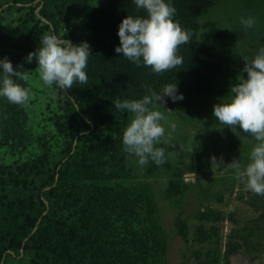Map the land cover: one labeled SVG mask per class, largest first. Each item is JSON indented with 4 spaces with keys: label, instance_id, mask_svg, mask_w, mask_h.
I'll return each mask as SVG.
<instances>
[{
    "label": "trees",
    "instance_id": "16d2710c",
    "mask_svg": "<svg viewBox=\"0 0 264 264\" xmlns=\"http://www.w3.org/2000/svg\"><path fill=\"white\" fill-rule=\"evenodd\" d=\"M89 1L0 0V59L7 57L22 73L37 66L35 59L25 58L40 47L41 36H63L60 28ZM220 1L166 0L190 39L177 52L183 64L159 74L114 51L122 19L146 15L134 0H105L63 36L90 45L88 82L67 91L57 87L66 114L56 127L67 139L57 161L51 164L43 153L13 172H0V264L21 255H29L32 264H155L163 250L160 240L134 227L144 213L155 210L151 195L144 188L130 193L109 183L125 171L122 131L131 117L117 110L114 101L141 99L149 88L159 93L167 84L176 83L179 94L198 85L192 76L198 53L216 50L224 57L232 43L226 29L198 21ZM234 65L243 67L239 57ZM16 82L26 88L25 81ZM97 128L104 132L86 141ZM27 138L24 106L0 97V140L18 148ZM185 189L170 180L167 192L176 195ZM177 227L183 233L180 218Z\"/></svg>",
    "mask_w": 264,
    "mask_h": 264
},
{
    "label": "rangeland",
    "instance_id": "374dc122",
    "mask_svg": "<svg viewBox=\"0 0 264 264\" xmlns=\"http://www.w3.org/2000/svg\"><path fill=\"white\" fill-rule=\"evenodd\" d=\"M104 1H89L60 28V34L66 36ZM242 16L255 17V26L245 29L240 23ZM198 21H210L226 29L233 36L229 51L224 57L216 50L199 52L192 74L198 85L186 90L183 100L173 102L165 97L162 106H150L166 117L165 136L156 145L165 149V162L157 165L149 160L141 166L138 157L128 153L125 171L109 183L130 193L144 188L151 195L155 210L144 213L143 220L134 227L160 240L163 250L155 264H264V195L248 190L231 165L235 160L243 171L255 141L249 138L247 142L239 128L219 125L212 114L213 105L229 95V88L241 76H247L243 67L234 65L235 58L243 64L245 55L264 44V0H221ZM36 67L25 71L30 77L25 81L26 88L31 90L29 102L23 105L28 138L18 148L0 140L3 173L13 172L18 165L43 153L53 164L66 145L67 139L56 127L57 121H65L66 114L58 88L44 85ZM103 132L97 128L84 139L93 142ZM213 157L219 166L213 163ZM190 172L196 176H189ZM170 180L185 185L184 192L170 195ZM142 207L145 210L146 204ZM178 218L183 222V233L177 227ZM3 264L32 262L29 255H21L6 258Z\"/></svg>",
    "mask_w": 264,
    "mask_h": 264
},
{
    "label": "clouds",
    "instance_id": "9594fccd",
    "mask_svg": "<svg viewBox=\"0 0 264 264\" xmlns=\"http://www.w3.org/2000/svg\"><path fill=\"white\" fill-rule=\"evenodd\" d=\"M138 9L146 13L144 17L128 15L118 26L119 46L116 53L137 66L151 68L162 73L183 64V58L177 55L182 44L189 42L190 33L174 21L175 8L166 0H134ZM240 23L245 29L256 24V18L241 17ZM64 36V35H63ZM55 33H44L40 47L28 53L27 62L35 59L36 70L44 85L67 91L75 83L86 84L88 75L85 71L90 56L87 42L74 44L71 40ZM242 76L229 88V95L223 101L215 103L212 114L219 125L231 130L237 128L244 134L243 138L254 140L249 152V162L243 171L235 160L231 163L236 169V178L241 179L248 190L256 195H264V44L243 57ZM0 97L9 103L26 105L31 90L23 87L17 80L28 81L27 72L15 70L7 57L0 59ZM165 97L173 102L183 100L175 84H167L161 92L148 89V94L141 99L114 101V107L121 112L131 114L127 126L122 131L124 151L138 157V163L144 166L149 160L157 165L165 162V149L156 147L165 136V115L152 105L166 103ZM213 163L217 166L216 158ZM222 163V160L219 162ZM196 176L195 173H188Z\"/></svg>",
    "mask_w": 264,
    "mask_h": 264
}]
</instances>
